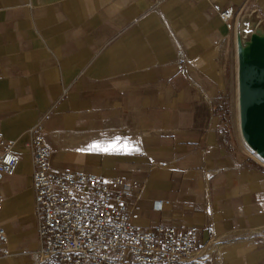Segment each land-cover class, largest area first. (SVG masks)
<instances>
[{"label": "crops", "instance_id": "0c3cea01", "mask_svg": "<svg viewBox=\"0 0 264 264\" xmlns=\"http://www.w3.org/2000/svg\"><path fill=\"white\" fill-rule=\"evenodd\" d=\"M231 6L264 31V0H0V128L20 157L0 182V264L39 247L26 146L39 125L54 170L132 182V224L196 225L213 261L264 264V162L218 106Z\"/></svg>", "mask_w": 264, "mask_h": 264}, {"label": "built area", "instance_id": "2783aa9c", "mask_svg": "<svg viewBox=\"0 0 264 264\" xmlns=\"http://www.w3.org/2000/svg\"><path fill=\"white\" fill-rule=\"evenodd\" d=\"M234 7L220 13L231 30ZM1 76V71H0ZM42 126L29 130L26 146L33 159L32 188L39 247L32 264H221L201 246V229L166 224L136 226L130 221L134 186L80 170L56 171ZM20 157L0 128V182L15 175ZM161 202L156 207L160 208ZM3 197L0 194V212ZM7 232L0 224V255L7 254Z\"/></svg>", "mask_w": 264, "mask_h": 264}, {"label": "water", "instance_id": "95a60500", "mask_svg": "<svg viewBox=\"0 0 264 264\" xmlns=\"http://www.w3.org/2000/svg\"><path fill=\"white\" fill-rule=\"evenodd\" d=\"M261 30H253L247 41L240 36L237 78L241 135L247 148L264 161V31Z\"/></svg>", "mask_w": 264, "mask_h": 264}, {"label": "rangeland", "instance_id": "374dc122", "mask_svg": "<svg viewBox=\"0 0 264 264\" xmlns=\"http://www.w3.org/2000/svg\"><path fill=\"white\" fill-rule=\"evenodd\" d=\"M234 16L236 17L237 15V10L235 9ZM238 21V22H237ZM249 22H255V28L254 29H249L248 28V23ZM238 25L239 30L241 32L240 36L242 41H247L252 34L253 30L257 31L261 29V26L257 23V20H246V19H241V20H235V25L232 30L235 29V26ZM235 39V36H234ZM236 40H235V50H234V55L232 58V68H233V73L232 75H228V84H227V89L222 91L221 93L217 95L219 98V103L218 106L221 108V110L224 111V114L226 115V127L230 129V133L232 134L233 139L241 144L246 150L250 151L247 149V146L243 143L240 131H239V124H238V110H237V85H238V78H237V58H236ZM239 95V93H238ZM251 152V151H250ZM253 155V153H250ZM256 156V155H255ZM257 157V156H256Z\"/></svg>", "mask_w": 264, "mask_h": 264}, {"label": "bare ground", "instance_id": "6f19581e", "mask_svg": "<svg viewBox=\"0 0 264 264\" xmlns=\"http://www.w3.org/2000/svg\"><path fill=\"white\" fill-rule=\"evenodd\" d=\"M248 28L249 29H254V23L253 22H250L248 23ZM234 34H235V40H236V43L238 44L239 43V39H240V30H239V27L238 25L235 26V29H234ZM237 44H236V52H237ZM242 46H245V45H242ZM236 58H237V53H236ZM238 62V61H237ZM237 72H238V67H237ZM238 85H237V110H238V124H239V131H240V135H241V129H240V121H239V100H238ZM241 138H242V141L243 143L245 144L244 140H243V137L241 135ZM246 145V144H245ZM248 149V148H247ZM260 161H263L261 158H259ZM264 162V161H263Z\"/></svg>", "mask_w": 264, "mask_h": 264}, {"label": "snow or ice", "instance_id": "6c2138e0", "mask_svg": "<svg viewBox=\"0 0 264 264\" xmlns=\"http://www.w3.org/2000/svg\"><path fill=\"white\" fill-rule=\"evenodd\" d=\"M97 145L96 144H94V145H92V146H90V147H96ZM105 150H108V149H105Z\"/></svg>", "mask_w": 264, "mask_h": 264}]
</instances>
